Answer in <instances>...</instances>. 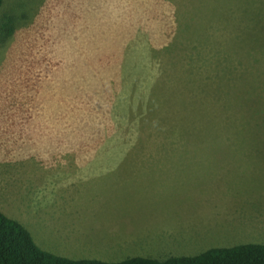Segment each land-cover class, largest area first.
I'll return each mask as SVG.
<instances>
[{
    "label": "rangeland",
    "instance_id": "1",
    "mask_svg": "<svg viewBox=\"0 0 264 264\" xmlns=\"http://www.w3.org/2000/svg\"><path fill=\"white\" fill-rule=\"evenodd\" d=\"M115 155L179 159L133 199L59 163ZM0 209L72 259L264 243V0H4Z\"/></svg>",
    "mask_w": 264,
    "mask_h": 264
},
{
    "label": "trees",
    "instance_id": "2",
    "mask_svg": "<svg viewBox=\"0 0 264 264\" xmlns=\"http://www.w3.org/2000/svg\"><path fill=\"white\" fill-rule=\"evenodd\" d=\"M3 2L0 0V7ZM1 31L5 39L13 35V17L6 18ZM0 264H264V243L213 247L196 255L173 256L165 260L146 257H131L117 262L72 259L40 248L21 222L0 211Z\"/></svg>",
    "mask_w": 264,
    "mask_h": 264
},
{
    "label": "crops",
    "instance_id": "3",
    "mask_svg": "<svg viewBox=\"0 0 264 264\" xmlns=\"http://www.w3.org/2000/svg\"><path fill=\"white\" fill-rule=\"evenodd\" d=\"M179 156H78L64 158L59 162L65 169H74L78 175H81L83 183L85 184V190L91 196L94 190L101 195L100 189H103L105 193H111L114 190H118L124 197H131L133 199L139 193L141 186L147 184V180L142 177L151 174L163 173V169L169 164L178 162ZM166 165V166H165ZM61 166V167H62ZM58 167L57 169H59ZM104 189H106L104 191ZM131 201V200H130ZM132 203L128 206V211H131ZM7 216L10 217L11 212L0 209ZM113 209L109 212H112ZM107 214L108 222L106 224L113 223L106 234L113 233L115 231V223L113 217L114 214ZM13 214V213H12ZM15 219V217H11ZM127 218L126 215L123 216ZM129 218H132L130 216ZM131 228V226H130ZM69 231L76 235H85L86 233H97L98 228L94 222L88 220V218L78 219L69 223ZM133 230V228H131ZM147 258V257H146Z\"/></svg>",
    "mask_w": 264,
    "mask_h": 264
}]
</instances>
